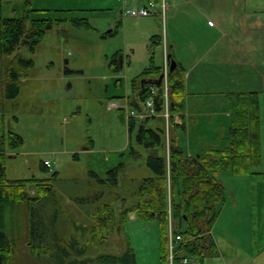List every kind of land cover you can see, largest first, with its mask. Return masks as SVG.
Here are the masks:
<instances>
[{
	"label": "rangeland",
	"instance_id": "rangeland-1",
	"mask_svg": "<svg viewBox=\"0 0 264 264\" xmlns=\"http://www.w3.org/2000/svg\"><path fill=\"white\" fill-rule=\"evenodd\" d=\"M129 2L2 0L4 18L26 17L28 28L34 19L59 21L46 33L35 52L21 46L9 58L14 65L20 58L32 61L33 65L27 68L17 63L23 74L19 94L0 99V135L8 136L11 131L24 140L22 147L7 152L8 179L48 180L58 173L55 186L65 199L66 214L60 224L65 235L80 233L73 220L84 225L92 223L89 214L94 206L84 205L82 210L73 201L95 195L89 192V185L96 182L94 175L105 179L110 170L126 164L119 179L117 193L121 200L115 204L117 209L132 202L126 192L127 182L154 176L146 165L148 152L134 139L130 140L127 124L130 110L127 99L121 97L132 94L133 80L152 61L158 67L164 63V76L170 71V65L166 70L164 42L153 44L146 37L153 27H157L158 35H163V22L152 17L141 19L124 14L121 17L117 10L134 7ZM246 8L250 12H264V0H248ZM83 19L88 21V26L77 25ZM159 24H163L162 29ZM117 54L123 59V67L116 75L109 63ZM6 62L4 59L0 64V79ZM120 109H126L125 122ZM204 128L208 130L207 125ZM210 135L206 132L204 138L211 139ZM132 149L142 157L133 158ZM185 150L192 152L186 146ZM261 153V165L253 169L256 174L237 176L224 170L217 176L226 195L225 201L219 204L220 213H224L222 227L229 226L232 237L255 251L264 250V139ZM45 162L51 165L48 170L42 168ZM28 189L31 195L35 194L33 186ZM112 197L107 196L101 203L111 201ZM122 197L127 198L124 204ZM7 219L14 245L13 264H56L54 260L34 257L27 247V203L14 205ZM169 221L170 226L172 221ZM90 237L87 234L80 239ZM128 247L134 250L137 264H161L158 223L144 221L133 214L121 230L109 235L102 246L92 247L86 256L121 255ZM215 259L205 256L198 262L193 260L196 264H217ZM255 264H264V252Z\"/></svg>",
	"mask_w": 264,
	"mask_h": 264
},
{
	"label": "trees",
	"instance_id": "trees-1",
	"mask_svg": "<svg viewBox=\"0 0 264 264\" xmlns=\"http://www.w3.org/2000/svg\"><path fill=\"white\" fill-rule=\"evenodd\" d=\"M77 20V19H76ZM28 18H4L2 0H0V64L5 59V67L0 79V99L14 98L19 94L23 74L19 63L27 68L32 61L23 58L12 61L9 58L21 46H27L32 52L42 42L46 33L59 21L52 19H34L27 26ZM77 25L89 23L78 20ZM153 43L161 44L162 36L152 38ZM170 61L173 57L169 58ZM18 63V64H17ZM109 67L114 74L121 72L119 54L110 61ZM162 67L151 62L150 66L137 76L132 83V94L126 98L130 112L137 115L147 113L149 99L154 102L158 115L128 119L130 140L148 152L146 165L153 177L127 182L129 206L119 208L115 204L121 200L119 188L120 176L127 166L121 163L110 170L105 179L94 175L95 184H90L89 192L94 196L75 198L80 206L93 205L89 214L90 225L74 222L79 234H63L60 226L66 214L64 197L56 189L58 173L51 179L10 180L7 177L6 160L8 150L14 151L23 146L24 140L14 132L0 135V264H13V241L8 232V212L16 204L27 203L29 208V237L27 247L38 258L54 260L56 264H137L136 254L128 247L121 255H101L87 257L91 248L102 246L104 241L116 230H121L133 214L144 221H155L159 225L161 239V264H168L169 256V220L175 224L176 233L183 237L178 246L186 256L200 260L205 256L218 255L212 231L219 218V204L225 201V189L217 176L224 170L234 175L256 174L253 169L261 165V111L260 100L256 92L240 93L233 96L237 113L228 132L229 145L224 148H210L198 154H191L173 138V132L185 128L186 86L183 67L169 73V113L167 122L162 116L165 111L163 84L155 85L162 75ZM159 89L156 95L150 93L152 87ZM0 111L2 109L0 108ZM123 122L126 121V109H120ZM133 158L140 159L142 154L132 149ZM44 170L49 168L42 164ZM33 186L34 195L28 192ZM107 189H105V187ZM105 189V190H101ZM113 194V195H112ZM113 196L109 202L101 203L107 196ZM123 204L126 197H122ZM81 208V209H82ZM83 210V209H82ZM87 212V208L84 209ZM72 221V220H71ZM59 230V231H58ZM91 235L82 241L81 236Z\"/></svg>",
	"mask_w": 264,
	"mask_h": 264
},
{
	"label": "crops",
	"instance_id": "crops-1",
	"mask_svg": "<svg viewBox=\"0 0 264 264\" xmlns=\"http://www.w3.org/2000/svg\"><path fill=\"white\" fill-rule=\"evenodd\" d=\"M247 1L166 0L169 9L163 35L157 34V27L147 33L151 41L163 37L164 62L167 54L186 71L185 128L173 132V138L192 151L189 155L229 145L228 132L237 113L236 94H258L264 135V12L248 11ZM147 2L130 0L128 4L139 7ZM117 12L123 16V10ZM163 24H159L161 29ZM206 132L211 139L204 138ZM222 216L224 213L212 231L217 264L258 263L264 250L248 249L232 237L229 226L222 227Z\"/></svg>",
	"mask_w": 264,
	"mask_h": 264
},
{
	"label": "built area",
	"instance_id": "built-area-1",
	"mask_svg": "<svg viewBox=\"0 0 264 264\" xmlns=\"http://www.w3.org/2000/svg\"><path fill=\"white\" fill-rule=\"evenodd\" d=\"M123 4H126L128 0H121ZM169 9V5L166 0H148L147 4L139 7L126 8L123 10V14L132 18H150V17H158L164 23L166 20V14ZM165 66L166 70H168L169 62L167 57H165ZM165 68V67H164ZM165 70V69H164ZM169 73V72H168ZM168 73L166 71L165 80H164V88H163V96L165 103V111L162 113V116L168 121L170 117L169 113V87H168ZM159 89L157 87H152L150 89V93L152 95H156ZM147 113L142 115H137L134 112L130 113L132 117L146 118L151 116L158 115L154 108V102L152 99H149L146 104ZM47 167H50L48 162H45ZM183 237L181 234L176 233L172 224H170L169 234H168V242H169V256H168V264H195V261L186 256L182 251L178 250L179 244L182 242Z\"/></svg>",
	"mask_w": 264,
	"mask_h": 264
},
{
	"label": "water",
	"instance_id": "water-1",
	"mask_svg": "<svg viewBox=\"0 0 264 264\" xmlns=\"http://www.w3.org/2000/svg\"><path fill=\"white\" fill-rule=\"evenodd\" d=\"M120 64L121 67H123V59L120 57ZM176 68V62L174 60L171 61V66H170V72H172ZM164 79V75H161L159 78L158 82L155 85H160Z\"/></svg>",
	"mask_w": 264,
	"mask_h": 264
}]
</instances>
